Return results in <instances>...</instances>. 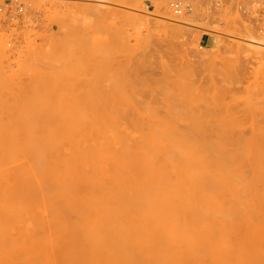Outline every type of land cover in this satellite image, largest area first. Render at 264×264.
I'll use <instances>...</instances> for the list:
<instances>
[{
	"label": "bare ground",
	"instance_id": "bare-ground-1",
	"mask_svg": "<svg viewBox=\"0 0 264 264\" xmlns=\"http://www.w3.org/2000/svg\"><path fill=\"white\" fill-rule=\"evenodd\" d=\"M115 12L160 35L180 39L184 33L175 23ZM85 13L75 15L77 21ZM195 17L183 23L205 29ZM250 42L263 47L264 37ZM75 51L73 46L70 59ZM95 108L77 113V107L61 113V120L56 113L53 127L48 115L54 113L37 112V123L47 117L42 123L51 126L41 133L28 126L36 120L33 109L30 120L29 110L21 113L29 116L23 121L32 132L12 115L14 126L0 128V264H264V130L254 128L239 148L238 141L237 147L228 144L235 133L220 135L222 142L228 139L220 145L199 129L184 143L179 131L116 127L111 114Z\"/></svg>",
	"mask_w": 264,
	"mask_h": 264
},
{
	"label": "rangeland",
	"instance_id": "rangeland-1",
	"mask_svg": "<svg viewBox=\"0 0 264 264\" xmlns=\"http://www.w3.org/2000/svg\"><path fill=\"white\" fill-rule=\"evenodd\" d=\"M124 1L133 2L23 0L29 20L23 25H18L17 21L2 23L6 18L0 13V128L11 127L12 121L19 122L16 126L26 128L24 121L36 114V120L28 122V126L37 125L36 132L41 133L56 125L51 122L58 120L61 113H76L77 107V113L85 108L82 111L89 112L87 108L90 107V111H97L96 105L101 114L114 117L116 127L141 128L147 132L151 129L155 132L160 129L179 131L183 132L184 143L185 138L191 142L190 137L203 130L208 133V138L210 136V141L220 145L228 142V139L222 142L220 135L225 133L231 137L235 133L234 143L229 138L228 144H235V147L239 144V148L241 143L246 145L245 142L251 140L254 128L264 130V46L258 48L249 43L250 37L263 39L264 33L241 18L234 0H227L228 3L225 0L219 5L215 0H185L195 7L193 14L185 17L173 15L169 9L171 0H134L143 6L136 7L138 11L126 8L129 4ZM4 2L0 0V7ZM156 6L166 12L165 18L156 16ZM117 10L175 23L173 25L180 26L184 33L180 39L160 35L144 25L122 21L115 14ZM82 11L89 15L85 13L86 17L81 15L83 18L77 21L75 15ZM195 16L203 28L211 30L207 32L183 23ZM213 29L220 31L217 33ZM202 36L209 41L201 43ZM73 46L76 51L70 59ZM5 81L10 83L7 87ZM32 109L34 114L30 113ZM16 110L19 114L13 115ZM28 110V115L32 114L30 117L24 115ZM45 110L48 114L54 113L48 115L49 120L54 119L50 120L51 126H48L49 122L42 123L48 117ZM44 111L47 117L43 114L46 119L42 118L38 124L37 112L41 115ZM15 116L18 117L16 121ZM25 117H29L28 120ZM43 124L39 128L38 125ZM216 133L220 138L215 137ZM262 137L260 142L264 144V135ZM218 138L221 141H217ZM214 141L210 143L214 144ZM235 141H238L237 145ZM138 262L153 264L147 259Z\"/></svg>",
	"mask_w": 264,
	"mask_h": 264
},
{
	"label": "built area",
	"instance_id": "built-area-1",
	"mask_svg": "<svg viewBox=\"0 0 264 264\" xmlns=\"http://www.w3.org/2000/svg\"><path fill=\"white\" fill-rule=\"evenodd\" d=\"M224 1L215 0V3L219 5ZM234 2H236V9L241 14L243 20L257 29L258 32L264 33V0H234ZM169 9L176 17H185L192 15L195 7L189 1L171 0L169 2ZM0 13L6 18L5 21H2L4 24H11L12 21H17L18 25H23L29 22L27 20L28 11L23 0H5L4 4L0 7ZM204 30L207 31L206 29Z\"/></svg>",
	"mask_w": 264,
	"mask_h": 264
},
{
	"label": "crops",
	"instance_id": "crops-1",
	"mask_svg": "<svg viewBox=\"0 0 264 264\" xmlns=\"http://www.w3.org/2000/svg\"><path fill=\"white\" fill-rule=\"evenodd\" d=\"M208 41H209V38H207L206 36H202L201 37V40H200L201 43H205V42H208Z\"/></svg>",
	"mask_w": 264,
	"mask_h": 264
}]
</instances>
